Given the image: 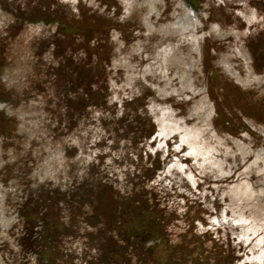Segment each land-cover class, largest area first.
Wrapping results in <instances>:
<instances>
[{
	"label": "rangeland",
	"instance_id": "obj_1",
	"mask_svg": "<svg viewBox=\"0 0 264 264\" xmlns=\"http://www.w3.org/2000/svg\"><path fill=\"white\" fill-rule=\"evenodd\" d=\"M263 158L264 0H0V264H264Z\"/></svg>",
	"mask_w": 264,
	"mask_h": 264
},
{
	"label": "flooded vegetation",
	"instance_id": "obj_2",
	"mask_svg": "<svg viewBox=\"0 0 264 264\" xmlns=\"http://www.w3.org/2000/svg\"><path fill=\"white\" fill-rule=\"evenodd\" d=\"M252 19L254 20V17H252ZM157 122H158V127L159 128L161 127V130H160L161 133H163V135H162V138H164V140L162 142L163 144H165V142L167 140H169L170 138L175 137L176 134L181 130V128H179L177 126L175 127L172 124L168 123L164 119V117H160L157 120ZM154 125H156V124H154ZM164 129L167 131V133L164 131ZM200 133H201V131H199V129H189V130H185L184 133L180 137V143H181V145L178 147V149L182 148L183 146H186L184 148H186L185 151H187V147H188V152L186 153V156H188V157H192V156L197 157V156H200V157H202V161L204 162L205 166H207V164L209 162H212V160H210V155L212 154L214 148L211 147V146H209V147H203L200 144V142L199 143L197 142V141H200V139H199ZM156 138H157V136H155V139ZM185 151H183V152H185ZM176 153H180V152H176ZM263 160H264V158L262 159V161ZM263 166H264V162H263ZM215 173H216V175H218V176L215 175V178H218L219 176L223 178L226 175L225 172H219L218 173L217 171H215ZM190 182H192L191 181V178H190ZM245 232H246V230H243L242 231V236H240V238H243L245 236Z\"/></svg>",
	"mask_w": 264,
	"mask_h": 264
},
{
	"label": "bare ground",
	"instance_id": "obj_3",
	"mask_svg": "<svg viewBox=\"0 0 264 264\" xmlns=\"http://www.w3.org/2000/svg\"><path fill=\"white\" fill-rule=\"evenodd\" d=\"M191 17H187V20H186V22H184V21H182L183 23V25L186 27V28H188L189 29V27H191L192 28V26H190V22H191ZM180 25H175V26H173L172 27V30H174V31H177V32H179L180 31V27H179ZM187 31V29H185L184 31H182L183 33H185ZM172 32V31H171ZM170 32V33H171ZM181 33V32H180ZM173 34V33H172ZM263 162H264V160H263Z\"/></svg>",
	"mask_w": 264,
	"mask_h": 264
}]
</instances>
